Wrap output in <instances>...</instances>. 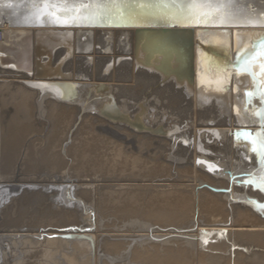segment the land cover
<instances>
[{"label": "bare ground", "instance_id": "6f19581e", "mask_svg": "<svg viewBox=\"0 0 264 264\" xmlns=\"http://www.w3.org/2000/svg\"><path fill=\"white\" fill-rule=\"evenodd\" d=\"M175 8L105 0L93 23L66 27L25 24L31 0H0V264H264V166L245 135L259 132L261 104L258 95L246 103L253 80L234 66L264 26L178 23ZM232 11L262 13L264 0H238ZM10 109L22 112L32 154L47 161L58 147L68 180L41 187L15 177ZM26 201L45 205L27 211ZM96 212L136 217L107 230Z\"/></svg>", "mask_w": 264, "mask_h": 264}, {"label": "snow or ice", "instance_id": "6c2138e0", "mask_svg": "<svg viewBox=\"0 0 264 264\" xmlns=\"http://www.w3.org/2000/svg\"><path fill=\"white\" fill-rule=\"evenodd\" d=\"M121 0H107V3L116 5ZM238 0H171L176 8L170 13L171 17L178 23L190 22L199 24H209L218 22L220 25H241L264 26V12L254 13L251 16L237 18V14L232 11ZM105 3V0H31L35 9L30 15L22 20L25 24H40L58 26H80L85 23H93L99 15L98 9ZM41 5L46 6V11L41 13ZM79 5V7H77ZM122 14V13H121ZM238 55L242 56L236 74H248L253 80L255 91L244 93L246 103H250L251 97L258 95L261 107L253 113L258 118L261 126L264 127V90L260 89L258 76L264 75V38H261L251 48L245 47L238 50ZM209 59L206 63H213ZM253 68L257 71H253ZM230 75V73H229ZM226 82H221L217 91H226ZM234 135H238L234 134ZM250 137L247 141L249 151L257 154L258 163L264 166V132L245 133Z\"/></svg>", "mask_w": 264, "mask_h": 264}, {"label": "rangeland", "instance_id": "374dc122", "mask_svg": "<svg viewBox=\"0 0 264 264\" xmlns=\"http://www.w3.org/2000/svg\"><path fill=\"white\" fill-rule=\"evenodd\" d=\"M130 57V56H126ZM7 122L9 127L7 130V136H6V150H5V155L7 162L10 163L13 166V170L16 173L15 177H18L21 180H31L35 181L39 186L44 187V186H54L58 183L59 180H62L63 177L65 176L66 178L64 181L68 180L67 177H69L72 174L73 169L71 168V165L67 164V162L62 159L59 156L58 147H54L56 149L53 151V155L51 158L48 157L49 160L43 161L39 157H36L34 154H32V148L28 144V138L30 135L28 134V128L26 126L25 121L23 120L22 112L19 114H16L12 109L7 113ZM190 123V120H187L186 123ZM184 146H186V142H183ZM49 154L52 152V147L53 144L49 143ZM199 152H203L200 150ZM171 158L174 160L173 166L176 165L177 159L176 157L171 156ZM171 160V161H173ZM199 164H202L206 166V169H209L211 171L219 173L221 169L214 163L205 161L202 159L198 160ZM180 163H184L185 165L193 164L192 160H181ZM208 171V170H206ZM174 174V175H173ZM169 175H173L169 180H175L177 179L176 172L171 170ZM243 177V174L240 175ZM94 176H90L89 173L84 174V176L80 177L79 179L83 181H88L90 178H93ZM238 178L237 176L234 177ZM78 180V179H77ZM227 179H225L226 181ZM258 183L261 182L260 179L256 180ZM81 183V182H79ZM85 183V182H83ZM85 187V186H84ZM83 187V188H84ZM207 189L208 191H212L215 193H222L226 191H214L211 188L203 185L201 188H198L199 190L201 189ZM258 188V186L256 187ZM239 203V201H236ZM45 202H40L39 204L35 201H26L25 202V209L27 211H30L33 207H44ZM228 207V205H227ZM260 213H263L262 216H264V204H261L260 206ZM94 215V220L99 224V226L103 225V229L106 226L107 230H112L111 223L115 221H120V219H126L127 217L130 216H135L134 213L132 212H116V213H105L102 212H96L93 214ZM136 217V216H135ZM144 218L148 223H152L154 217L153 216H147V217H142ZM110 220V221H109ZM109 226V227H107ZM172 226H170L171 228ZM152 230H160L157 225L153 226L151 228ZM216 237V233H211V237ZM152 234L149 235L148 237H142V238H136V239H130L128 238L127 240H137V241H143L148 238H151ZM220 237V236H219ZM107 239H110L109 237L106 236ZM168 240L171 239H181L180 237L177 236H170L167 238ZM186 239L188 242L192 243L195 242L196 239L195 237L189 238V236L183 238ZM110 241H118V239L113 240L110 239ZM214 241H212L213 243ZM116 264H123L121 261H116Z\"/></svg>", "mask_w": 264, "mask_h": 264}, {"label": "water", "instance_id": "95a60500", "mask_svg": "<svg viewBox=\"0 0 264 264\" xmlns=\"http://www.w3.org/2000/svg\"><path fill=\"white\" fill-rule=\"evenodd\" d=\"M242 58H240L241 60ZM240 60L238 61L237 64H239ZM237 64H234L235 67H237ZM38 83V82H37ZM44 83V82H43ZM37 85H43L42 82H39ZM259 132H264V129L262 128L261 124H259Z\"/></svg>", "mask_w": 264, "mask_h": 264}]
</instances>
